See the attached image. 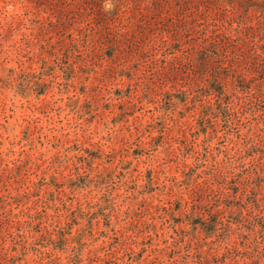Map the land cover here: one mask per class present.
Listing matches in <instances>:
<instances>
[{"label": "rangeland", "instance_id": "obj_1", "mask_svg": "<svg viewBox=\"0 0 264 264\" xmlns=\"http://www.w3.org/2000/svg\"><path fill=\"white\" fill-rule=\"evenodd\" d=\"M246 146L264 148V0H0V264L239 262L242 225L201 261L183 215L264 205ZM78 169L83 189L48 185Z\"/></svg>", "mask_w": 264, "mask_h": 264}, {"label": "trees", "instance_id": "obj_2", "mask_svg": "<svg viewBox=\"0 0 264 264\" xmlns=\"http://www.w3.org/2000/svg\"><path fill=\"white\" fill-rule=\"evenodd\" d=\"M215 94H218L219 91L216 90L215 88L213 89ZM213 109V106H209L207 108H204L203 110V116H208L209 111ZM217 110L220 113L221 110H227V106L223 104L221 100L217 102ZM223 117L225 120L228 119L227 117L229 114L224 111L221 114L217 115ZM68 142L70 140H67ZM70 149L72 147H69ZM74 150V149H72ZM82 150V155L85 157V161H89L88 165L89 167L93 166V162L96 159L102 158L103 154L105 152H102V154H95L96 151L94 152L91 148L88 146H85ZM258 151H263L264 153V148H259L258 146H251V147H245L243 150H241L242 155L244 153H248V156L251 155L250 153L258 152ZM111 153V152H109ZM110 155V154H109ZM245 157L247 155H244ZM243 156V157H244ZM19 168L18 164H15L14 166H10L11 171H17ZM147 177V175H144ZM88 176L84 175L77 170V172L71 173L68 176H64V178L61 180L57 173H52L51 178L48 182V185L52 189H60L63 186H67L68 188H71L72 190H81L83 189L86 185L87 182L86 180H90L92 178H87ZM102 179H104L102 177ZM151 179V178H149ZM226 179V177H225ZM191 181V177H187L185 181ZM228 180V179H227ZM254 189L258 190L263 184H264V175L259 174L256 180L254 181ZM235 187H230V191H236ZM53 193V191H52ZM1 196V194H0ZM25 195L20 194L19 196H16L14 198V201H18L21 198H23ZM189 201L187 198H177V200H173L172 203L175 205V207H179L181 209L185 204H187ZM263 199L258 196V194L254 193L253 196H250L248 199V204L250 205L251 209L255 214L253 216L247 217L245 213L240 212L236 214L231 220L225 221L222 216V210H217V211H212L208 208L207 204L200 203L197 204L196 208L193 209H187L185 210V213L183 215V218L191 225L192 230L195 231V233L199 232V236L202 237L201 240H195L192 239V243H194V248L197 249V252L195 254L196 259L201 260L202 257V252L204 249L211 243L213 242L216 238H219L221 242H227L230 241V238H232V232L237 229V226L242 225L241 228H243L240 231V236L243 238H250L251 236H254V239L252 240L253 242L250 244L249 247H240L239 245H236L233 250L231 248H227L228 252L227 253H232L239 255L241 257V260L239 262H236L234 264H264V244L261 243L259 238L257 237L259 232L264 233V205L262 204ZM162 208H168L167 205L160 206ZM81 212L85 214V210L82 209L81 206ZM70 211V210H69ZM263 212V214H261ZM17 214V213H15ZM82 214L78 217H82ZM28 219L25 220L24 223L31 224L34 218L36 217L33 214L28 215ZM69 217V215H68ZM83 218V217H82ZM23 223V222H22ZM220 225H224L225 228L228 229L226 233L220 232ZM193 236H197L193 234ZM178 243V241L176 240ZM159 251L161 249H158ZM226 254V253H225ZM224 254V255H225ZM202 261V260H201ZM203 264H221V259H208Z\"/></svg>", "mask_w": 264, "mask_h": 264}]
</instances>
